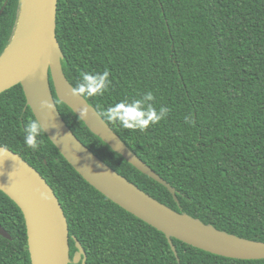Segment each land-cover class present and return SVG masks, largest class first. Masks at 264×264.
Returning <instances> with one entry per match:
<instances>
[{"label": "trees", "instance_id": "trees-1", "mask_svg": "<svg viewBox=\"0 0 264 264\" xmlns=\"http://www.w3.org/2000/svg\"><path fill=\"white\" fill-rule=\"evenodd\" d=\"M0 56L10 44L20 0H0ZM57 39L72 86L82 72L108 70L100 113L147 91L169 114L146 131L102 119L144 163L176 189L140 172L93 134L66 104L56 105L76 137L101 161L172 210L241 238L264 242V0H59ZM21 85L0 94V146L46 179L86 264H264L217 256L173 239L86 182L46 134L32 151L24 128L35 118ZM191 115L193 123L186 124ZM0 264H31L21 209L0 190ZM70 264H74L71 262ZM78 264H81L78 263Z\"/></svg>", "mask_w": 264, "mask_h": 264}, {"label": "water", "instance_id": "water-1", "mask_svg": "<svg viewBox=\"0 0 264 264\" xmlns=\"http://www.w3.org/2000/svg\"><path fill=\"white\" fill-rule=\"evenodd\" d=\"M58 1L20 0L13 38L0 56V94L21 85L26 107L48 129L45 134L67 162L106 198L164 233L178 261L173 239L217 256L264 260V242L220 231L155 200L91 152L67 125L57 105V110L41 108L42 101H55L51 80L59 101L71 108L93 134L140 172L164 185L179 204L176 189L132 152L85 98L72 94L73 86L63 72V54L57 39ZM87 105L90 106L89 114L82 118L80 110ZM7 151L8 155L0 158V181L6 184L9 192L0 190L23 213L31 264H86L85 251L77 239V252L72 260L70 258L69 224L54 190L19 154ZM41 193H45L47 199L42 198ZM0 236L12 240L2 225Z\"/></svg>", "mask_w": 264, "mask_h": 264}, {"label": "clouds", "instance_id": "clouds-1", "mask_svg": "<svg viewBox=\"0 0 264 264\" xmlns=\"http://www.w3.org/2000/svg\"><path fill=\"white\" fill-rule=\"evenodd\" d=\"M109 71L103 72H82L78 82L72 87V94L81 98H91L103 96L109 90L111 81ZM156 97L152 91H147L135 99H123L108 105L98 115L107 122L116 124L123 129L146 131L150 125H156L165 119L170 109L166 106L157 108L154 104ZM41 108L47 110H57L56 102L49 103L47 100L41 102ZM90 106L81 108L79 115L84 118L89 114ZM186 124L193 123L191 115L185 116ZM48 129L44 127L40 119H30L24 128L23 142L27 148L36 151L41 143L39 137L44 135ZM6 147L0 146V158L8 155ZM42 198L47 199L45 193H41Z\"/></svg>", "mask_w": 264, "mask_h": 264}, {"label": "bare ground", "instance_id": "bare-ground-1", "mask_svg": "<svg viewBox=\"0 0 264 264\" xmlns=\"http://www.w3.org/2000/svg\"><path fill=\"white\" fill-rule=\"evenodd\" d=\"M24 14L26 13V8L24 7ZM0 188H2V189H4L5 191H7V192H9V189H8V187L6 186V184H4V183H2L1 181H0Z\"/></svg>", "mask_w": 264, "mask_h": 264}]
</instances>
